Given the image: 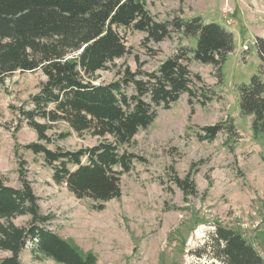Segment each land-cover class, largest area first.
<instances>
[{"label":"trees","instance_id":"obj_1","mask_svg":"<svg viewBox=\"0 0 264 264\" xmlns=\"http://www.w3.org/2000/svg\"><path fill=\"white\" fill-rule=\"evenodd\" d=\"M122 29L142 31L144 42L154 43L175 32L194 38L195 45L179 44L153 70L124 67L117 78L95 82L99 70L129 52ZM254 43L261 63L237 92L240 114L251 116V137L264 142V37L257 36ZM232 49L233 35L219 23H206L199 15L156 20L146 0H0V80L15 71L40 69L45 75L28 106L17 107L19 119L37 136L24 148L42 155L56 184H64L78 198H89L98 210L120 196L121 175L134 159H142L128 148L134 135L153 122L158 107L169 108L185 92L191 110L194 101L204 105L211 99L203 84L195 85L201 76L190 70L189 62L211 64L220 82ZM60 121L78 134L90 133L97 142L73 150L48 147L47 132ZM219 131L228 137L237 134L229 119L203 125L197 135L211 141ZM24 163L18 168L19 187L8 185L0 174V249L9 252L0 264H23L20 253L27 241L60 264H94L93 255L80 254L47 228L51 218L40 210ZM174 183L186 197L197 192L189 174L175 177ZM24 214L30 215L27 225L11 221ZM206 247L218 264H264L250 241L219 222Z\"/></svg>","mask_w":264,"mask_h":264},{"label":"rangeland","instance_id":"obj_2","mask_svg":"<svg viewBox=\"0 0 264 264\" xmlns=\"http://www.w3.org/2000/svg\"><path fill=\"white\" fill-rule=\"evenodd\" d=\"M223 2L216 7L220 9ZM203 4L202 0H146L156 20L192 15ZM120 32L129 52L99 70L95 82L117 78L124 67L153 70L179 44L195 45L194 38L175 32L158 43L144 42L142 31ZM260 63L249 38H233L220 82L211 64L190 61V70L202 80L195 85L203 84L211 99L204 105L194 101L191 110L185 92L169 108L158 107L153 122L134 135L128 148L142 159H134L131 169L121 175L120 196L100 210L93 208L89 198H78L64 184H56L42 155L24 148L37 136L19 119L17 107L28 106L45 75L40 69L15 71L0 80V174L8 185L19 187L18 168L24 160L25 176L40 210L51 218L47 228L80 254L93 255L94 264H218L206 247L216 222L243 233L264 260V142L249 134V117L240 114L237 92ZM229 119L236 135L219 131L211 141L198 138L201 126ZM63 132L67 135L58 137ZM47 133L50 148L73 150L98 140L88 132L76 133L63 121ZM186 174L197 190L188 197L174 183L175 177ZM11 221L24 226L30 215H17ZM7 254L0 249V257ZM20 258L23 264H60L35 251L29 241Z\"/></svg>","mask_w":264,"mask_h":264},{"label":"crops","instance_id":"obj_3","mask_svg":"<svg viewBox=\"0 0 264 264\" xmlns=\"http://www.w3.org/2000/svg\"><path fill=\"white\" fill-rule=\"evenodd\" d=\"M202 1L204 4L192 15L185 16L184 14H180L178 16L190 18L199 15L206 23L217 22L230 31L234 39L249 38L252 42H255L257 36L264 37V0H231L234 6V21L232 24L224 22L220 9L216 7L219 1L221 3L222 0H219L218 3L215 0ZM226 25H229V27H226ZM243 45L246 46L245 43H242V47ZM247 117H249L248 132L251 134V116Z\"/></svg>","mask_w":264,"mask_h":264},{"label":"built area","instance_id":"obj_4","mask_svg":"<svg viewBox=\"0 0 264 264\" xmlns=\"http://www.w3.org/2000/svg\"><path fill=\"white\" fill-rule=\"evenodd\" d=\"M220 12L226 24L233 23L234 8L229 2V0H224L223 4L220 6ZM243 48H246V46L244 45Z\"/></svg>","mask_w":264,"mask_h":264}]
</instances>
